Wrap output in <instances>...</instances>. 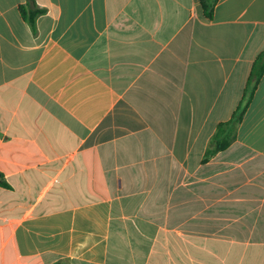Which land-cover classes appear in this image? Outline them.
Listing matches in <instances>:
<instances>
[{
	"label": "crops",
	"instance_id": "crops-1",
	"mask_svg": "<svg viewBox=\"0 0 264 264\" xmlns=\"http://www.w3.org/2000/svg\"><path fill=\"white\" fill-rule=\"evenodd\" d=\"M0 0V264H264V0Z\"/></svg>",
	"mask_w": 264,
	"mask_h": 264
},
{
	"label": "trees",
	"instance_id": "trees-1",
	"mask_svg": "<svg viewBox=\"0 0 264 264\" xmlns=\"http://www.w3.org/2000/svg\"><path fill=\"white\" fill-rule=\"evenodd\" d=\"M219 0H200L205 17L212 20L214 11ZM23 19L31 26L32 31L37 33V20L46 13L45 9L40 8L36 0H26V4L20 7ZM264 74V52L258 56L253 64L251 76L244 92L243 99L234 112L232 118L224 123L219 124L213 135L203 163L209 162L218 153L227 150L236 140L239 125L250 105L257 86ZM67 264V263H56Z\"/></svg>",
	"mask_w": 264,
	"mask_h": 264
}]
</instances>
